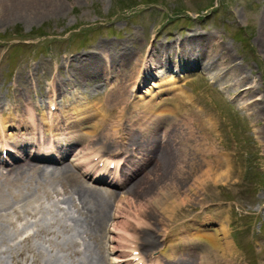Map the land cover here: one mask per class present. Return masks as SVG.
I'll return each mask as SVG.
<instances>
[{
    "label": "bare ground",
    "instance_id": "obj_1",
    "mask_svg": "<svg viewBox=\"0 0 264 264\" xmlns=\"http://www.w3.org/2000/svg\"><path fill=\"white\" fill-rule=\"evenodd\" d=\"M36 1L0 0V18L16 12L29 13L38 6ZM257 40L264 49V11ZM117 48L105 42L98 46L96 54L64 57L56 68L66 73L68 87L80 86L83 76L103 78L106 83L115 77L114 72H127L123 65L132 53L126 45ZM150 54V60L136 61L137 70L144 67V73H138V87L150 83L138 95L143 112L126 126L118 125L122 129L118 147L109 131L102 129L97 135L95 130L109 119L101 110V103L93 109L82 106L88 101L83 94L84 102L60 107L57 98L65 94L67 86L54 76L42 92L36 88L34 70H29L26 82L15 79L16 91L4 106L0 95V145L4 143L9 153L13 151L14 160L9 169L0 170V264L4 256H10L11 264H109V255L116 263L134 264L133 251L140 248L144 252L141 251L138 262L144 264H239L230 243L229 223L216 227L214 219L199 213L196 219L179 226L176 223L174 228L169 223L157 228L147 223L145 216H154L159 223L176 220L174 216L181 207L193 201L189 200L190 190L205 189L210 181L226 182L231 170L229 154L220 152L208 138L197 139L188 125L194 116H182L177 112L179 106L161 105L163 94L173 90L174 96L180 98L189 72L201 70L204 77L210 76L219 83L238 108L248 114L257 137L264 142L262 98H252L258 90L253 84L259 83L253 80L255 74L245 72L227 45L217 42L214 34H201L197 29L188 30L180 38L172 37L170 44L159 42L152 46ZM104 64L108 66L102 67ZM174 67L175 72L164 74ZM161 69L166 71L162 73ZM110 99L113 103L125 101L116 95ZM163 113L168 116L163 118ZM213 130L214 124L207 122L206 134ZM204 144L206 150H201ZM77 145L81 146L79 150ZM111 147L115 149L110 150ZM35 149L45 154L55 151L58 156H41L33 152ZM103 152H111L112 157L124 154L118 160L122 164L116 171L118 179L103 178L101 172L95 174L87 169L88 157ZM70 154L71 161L66 162ZM99 158L108 161L105 155ZM34 160H50L57 165L47 168L34 164ZM188 180L192 183L182 193ZM50 190L60 196L55 200L60 219L46 217L42 205L34 215L26 210L33 202L40 203ZM20 207L34 218L26 221L25 228L10 218L19 213ZM133 218L135 224L142 226L139 232H132L127 226V220ZM31 226L36 228L33 233L27 229ZM37 239L40 248L35 244ZM133 245L138 248H132ZM199 249L201 253L197 252Z\"/></svg>",
    "mask_w": 264,
    "mask_h": 264
},
{
    "label": "rangeland",
    "instance_id": "obj_2",
    "mask_svg": "<svg viewBox=\"0 0 264 264\" xmlns=\"http://www.w3.org/2000/svg\"><path fill=\"white\" fill-rule=\"evenodd\" d=\"M36 2L38 6H34L29 13L16 12L0 18V95L3 106L13 98L16 91L13 84L15 79H18L19 83L26 82L29 70H34L37 78L36 88L44 92L48 82H51V76L66 85V73L62 70L59 72L56 68L64 57L96 54L98 46L105 42L115 44L117 49L126 45L132 53L123 65L126 73L114 72L115 77L106 83L103 78L83 76L80 86L66 85L65 94L57 98L60 107H67L70 102L74 105L79 101L84 102L81 99L84 98L83 94L87 96L88 101L82 106L93 109L100 102L101 110L109 119L103 120L102 125L95 128L97 135L102 129L104 132L109 131L115 137L114 141L118 147L122 139V129L118 125L126 126L140 116L144 106L138 100V95L150 86V83H147L138 87L136 83L138 73L143 70V68L137 70L138 58L150 60L152 46H158L159 42L170 44L172 37L180 38L188 30L197 29L201 34H214L217 42L228 46L245 72L251 71L255 74L253 80H256L259 86L253 84L258 90L252 98L260 96L261 106L264 108V49L257 40L264 0ZM175 67L167 73H164L166 70H161L164 74H171L176 71ZM189 73L190 78L183 86L184 91L180 93V98L174 96L173 90H170L171 94L169 92L163 94L161 105H176L179 106L177 112L182 116L184 113L191 118L194 116L193 122L189 120L188 125L193 129L197 139L208 138L220 152L229 154L230 176L226 182L210 181L205 189L190 190L189 200L192 198L193 201L181 207V211L174 216L176 220L159 223L154 216L147 215L145 221L157 228L162 227L163 223H169L168 226L174 228L176 223L179 226L189 219H196L200 213L214 219L213 226L219 227L221 223H229L230 243L237 252L238 263L264 264V142L257 137L256 128L248 114L238 108V104L233 101L231 95L222 90L219 83L214 82L210 76L204 77L205 74L201 70ZM97 84L101 85L96 86ZM112 95L120 96L125 101L113 103V99H110ZM162 116L164 118L168 115L163 113ZM174 117L173 115L172 120ZM176 120L178 121V118ZM207 122L214 124V130L209 134L205 131ZM182 127L185 130L183 124ZM114 130L117 131L116 135H113ZM201 147V150H206L205 144ZM113 149L115 148H110ZM107 153L109 154L98 155L112 158L111 152ZM89 159H92V155ZM191 181L188 180L182 193L186 192L185 188H188ZM57 198L60 196L50 190V194L42 198L40 203L35 201L25 208L34 215L42 205L46 210L44 212L46 217L56 216L58 220L59 211L55 201ZM22 210L20 207L19 213L11 214L10 218L17 222V226L25 228L26 221L34 218ZM16 216H21L20 220ZM198 219L202 221L201 218ZM127 221V226L133 230L132 232H139L142 229V226L134 223L136 222L134 218ZM14 225L10 227L13 228ZM29 228L27 229L30 233L36 229L32 226ZM39 242L37 239L35 244L40 248ZM138 250L143 251L142 248ZM201 251L199 249L197 252ZM112 257L108 256L109 264H112ZM11 262L10 256H4L3 264Z\"/></svg>",
    "mask_w": 264,
    "mask_h": 264
}]
</instances>
